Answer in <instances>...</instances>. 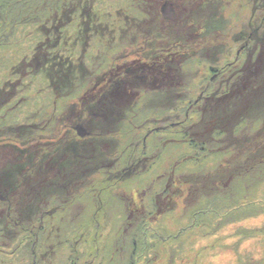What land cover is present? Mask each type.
I'll list each match as a JSON object with an SVG mask.
<instances>
[{
    "label": "flooded vegetation",
    "instance_id": "flooded-vegetation-1",
    "mask_svg": "<svg viewBox=\"0 0 264 264\" xmlns=\"http://www.w3.org/2000/svg\"><path fill=\"white\" fill-rule=\"evenodd\" d=\"M167 1H143L141 9L149 8L155 16L161 13L166 20L162 21L163 27H159L149 26L150 20L146 18L135 28L143 34L138 39L141 42L136 43L140 47L131 50L128 45L124 46L130 53L137 52L136 57L120 63L125 55L110 51L106 53L109 55L106 63L90 73H80L82 69L87 70L81 48H78L81 47L80 33L77 31L74 37L60 35L59 27H53L50 32L46 25L47 31L55 36L47 38L36 53L24 59L22 69L13 66V71L3 78L0 112L16 107L19 102L15 97L37 85V75L45 80V87L40 91H66L65 88L71 86L79 93L70 109L60 112L54 107L55 113L48 118L46 128L39 127L38 115L26 119L18 117L15 121L0 119V140L6 138L10 142L5 145L0 141L1 264H10L4 257L10 254L22 256L25 261L20 264H69L63 251L55 254L56 244L65 245L68 240L58 232L56 220L60 222V205L72 195L80 201L79 187L94 182L98 175L103 178L105 189H109L107 192L112 193L117 182L128 180L137 171L148 181L146 187L132 194L118 190L114 196H107L111 204L106 209V218L109 221L124 218L119 232L114 234L117 238L111 240L109 263L178 264V253L187 246V242L180 245L186 231L180 228L175 235L160 234L170 225L172 215L181 206L184 211L189 203L198 200L196 216L176 221L184 222L188 218L203 221L201 214L212 209L210 202L216 201L214 198L228 197L232 190L233 195L240 186L238 181L248 182L256 167L264 162L263 146L256 147L259 154L250 146L264 140V132L247 131L251 126L246 122L251 120L244 118L246 110L253 109L251 105L259 101V76L253 81L246 78L259 73L260 50L253 63L241 65L239 59L234 58L233 62H227L230 68L208 70L200 88H187L191 83L179 71L185 50L180 53L169 49L161 51L160 43L144 46V33L182 30L188 38L187 32L199 28L191 11L186 18L181 17L182 13L176 14L177 9H186V2H175L174 6ZM56 19L62 26L66 23L65 19L57 16ZM132 24L135 25V21ZM128 27L125 23L113 31L129 33ZM113 31L110 39L115 38ZM240 36L239 42L243 39L245 42L240 44L239 50L246 51L249 57L252 50L246 44L253 42V38L249 35L247 40V35ZM56 59L61 63L59 69L53 67L58 63ZM52 70L60 73L58 85L50 78ZM98 70L101 75H93ZM69 97L55 93L51 105H57L59 100L68 101ZM235 113L244 114H238L233 122ZM12 122L16 139L9 135L14 127ZM263 127L264 120L258 121V128ZM49 138L53 139L52 143L46 141ZM38 142H43V147L36 148ZM175 146L179 151L172 152ZM236 155L248 166L244 177H236ZM173 158L174 164L165 169L160 167L156 172L157 161L171 162ZM189 160L203 161L204 167L183 170ZM260 179L264 182V177ZM250 182L258 185L253 180ZM104 191L98 189L101 194ZM45 194H49L48 198H44ZM133 194L142 197L137 204L144 210L140 223L136 218L140 209L135 207ZM204 200L208 202L203 204ZM54 222L56 227L52 231ZM120 241L124 248L118 253L116 244Z\"/></svg>",
    "mask_w": 264,
    "mask_h": 264
},
{
    "label": "rangeland",
    "instance_id": "rangeland-1",
    "mask_svg": "<svg viewBox=\"0 0 264 264\" xmlns=\"http://www.w3.org/2000/svg\"><path fill=\"white\" fill-rule=\"evenodd\" d=\"M60 1L61 10L55 8V5L53 6V1L49 2L48 0H0V86L4 82L3 78L13 71V66H15L16 69H22L23 60L36 53L40 45L46 42L47 38L55 36L54 33H50L54 30L53 27H59L58 34L60 35H72V37H74L77 31L80 33L82 37H80L81 47L78 48H81V58L83 64L87 66V72L85 71V74L90 73L94 68H98L101 63H106L109 57L106 53L110 51L114 54L122 53L125 55V57L120 58V63L126 58V60H128L131 57L138 56L137 52L132 51V53H130L124 45H128V48L131 50H137L140 47L136 43L141 42L138 39L143 37V34L137 32L135 28L146 21L148 17L145 10L141 9L144 0ZM198 1L200 0H187L185 5L186 9H177L176 14L182 13L181 17L186 18L187 13L192 10L190 3L192 4L193 2V5H195L193 7L194 9L197 6L195 2ZM167 2L175 6L172 0ZM167 2L164 3L166 4ZM210 3V6L208 5L209 7H205V0L200 2L198 8H200L203 15L195 11L200 15L198 19L196 14H192L197 23L196 27H199L195 30H202L205 23L213 16L216 17L215 19L219 23L221 21H227L231 14L236 15L237 11L241 10L244 5L249 7L242 12L240 16L236 15L237 19L242 18L250 12L261 11L263 9L264 0H215ZM70 5H72V8ZM166 6L171 12V8L168 5ZM46 10L48 11L46 12ZM165 11L167 13V9ZM153 15L155 16V13ZM56 16L60 19H65L66 23L62 26V23L59 22V19H56ZM155 18L157 21H155L154 24L163 27L162 21H165L166 18L162 17L161 13L159 16H155ZM132 21H135V25L132 24ZM255 22L247 20V17H245L242 22L237 21V23H231L230 25L234 30L230 34L223 35L225 39L219 42L216 41V38H213L215 32L210 34L206 33L212 50L210 49L207 53L205 52L200 56L198 54L193 58H182L181 60L182 63L179 71L182 72L191 83L187 88H200L203 85V81L206 80L205 78L208 75V70L230 68L227 62H233L234 58L239 59L241 65L246 62L249 64L253 63L256 59L255 55L262 48L261 43L246 44V46L250 47L252 50L251 55L248 57L246 51L239 50L240 44L245 42L243 39L240 43L239 38L243 33H247L241 29L243 26L248 25L251 27L253 25H260V27H262L264 25L260 23V21ZM125 23L129 25L128 30H131V32L116 33L113 31V29H120ZM85 24H87V27ZM46 25H48V30L50 32L47 31ZM222 25H225V22H223ZM227 28H229L228 25L221 27L219 29L220 34ZM110 30L115 34V38L113 39H110ZM165 31L166 29L160 32L165 33ZM202 33L203 32H201V34ZM147 35L148 34L144 33V36ZM144 41L146 43L144 45L146 48L148 45L160 43L161 39L155 38L151 43L145 39ZM83 42H86V45ZM200 51L201 49H199V53ZM239 51L240 54L238 53ZM43 52L45 53V50H43ZM212 53L215 56L213 57L212 55L208 58L207 54L211 55ZM213 59H215V62ZM263 66L264 58L261 64L258 65V69L260 70L259 73L255 72V74L246 78V80H256L260 75L259 80L261 81V79H264V72L261 74V68ZM93 75L100 76L101 71L98 70ZM36 79L37 82L35 81V83L37 85L30 89L23 90L24 92H22L21 95H17L15 99L19 102L18 105L11 110L0 112V119H12L15 121L18 117H24V119H26V117H36L38 115L39 127L46 128V122L50 115L53 114L54 107L60 112L66 111L68 108L70 109L73 103L72 101L77 99L78 90H69L65 92H62V90L40 91L41 88L45 87V80L40 75H37ZM25 82L26 84L28 83L27 80H25ZM38 84H40L41 87H38ZM89 88L90 87H85L86 90ZM55 93H59L60 95L64 93V95L70 96L69 100H59L57 105L52 106L51 104L55 98ZM150 96L153 97L152 94ZM6 124L10 125V122H6ZM240 124L244 125L241 122ZM247 124L251 126L247 131L251 132V129L258 130L255 132L257 134L264 132V127L258 128L257 121L253 123L247 121L246 125ZM13 125L14 127L10 129L11 133L9 135L16 139V127L15 124ZM175 130H178V128ZM172 132L174 133L173 130ZM143 135L144 134L141 136ZM234 136L235 139L238 137L237 131L234 132ZM0 141L5 145L10 143L6 138ZM46 141L52 143L53 139L49 138L46 139ZM17 144L21 145L20 142H17ZM43 144V142H38L36 148L43 147ZM259 145L263 146L264 150V140L251 143L250 146H252L253 151H257L256 147ZM175 147L176 148H171L172 152L174 149L179 151L178 146ZM36 148L27 152V154L32 153ZM256 154H259L258 151ZM172 155L175 156L174 154ZM236 158L242 161V158L238 155H236ZM171 163H175L174 158L171 162L163 160L157 161L158 167L156 168V172L159 171L160 167L161 169H165V167L171 165ZM120 166L121 163H118V167ZM203 167V161L197 163L194 160H189L187 165L183 167V170H201ZM138 173L137 171L130 176L128 180L125 179L117 182V187L111 189L112 193H108L109 189H105L103 178L98 175L94 182L85 183L79 187V197L82 196L80 201L78 198L73 197V195L68 199L66 197L67 200L65 203L63 202L59 208L58 218L60 222L56 220V223L59 228L58 232L62 235H66L68 240L65 245L61 243L56 244L55 254L60 255L63 251L67 256L66 260L70 262L69 264H111L108 258L110 254L109 246L111 245V240L117 238V235L114 236V234L119 232L120 222H123L124 218L122 217L121 220L115 219L110 221L106 218L108 214V210L106 211V209L111 204L107 196H114V192L118 190L123 192L127 191L128 194H132L135 190L146 187L148 181L145 179L144 175ZM261 177H264V162L256 167L253 175L248 178L249 180L247 179L248 182L243 183L238 181L240 186L238 185V188H235L236 192L233 195L231 194L232 190L228 197H223L221 199L214 198L216 201L210 202L212 209L209 208L207 213L201 214L204 218L203 221H195L192 218H188L184 222L176 221L178 219L182 220L187 217L196 216L198 210L196 204L199 203L198 200L189 203V208H185L184 211L181 206L178 211L172 215L170 225L168 228L164 227L160 234L175 235L180 228L186 231L187 235L182 237L180 245L187 242V246L183 249H181L180 246L181 251L178 253V264H185L187 261L193 264H209V262L212 264H264V182L260 179ZM251 180L258 182V185L249 184ZM100 188L106 191L101 194L98 192ZM95 190L96 192L93 194L92 192ZM131 196L136 198L135 207L140 209L139 213L136 215L137 221L140 223L144 216V210L137 204L141 202L142 197H136V194ZM206 202L208 201H202L203 204H206ZM78 203H80V206H78ZM220 204H224V206L219 208ZM225 211L228 214L230 213L229 216L222 215L225 214ZM54 227H56L55 222L51 229L52 231ZM59 233H56V235H59ZM257 236H261L262 239L260 243V249L262 250L261 255L254 254L255 246L239 251L241 245H252V242ZM79 248H82V251H80ZM123 248L124 245L122 241L116 244L118 253L123 252ZM250 249L252 250L249 252ZM232 250L243 254L245 260L240 258L231 263H226L223 257L231 255ZM221 255H223V257ZM220 256L221 260H218ZM4 257L10 261V264H20V262L23 263L25 261L22 256L14 254L4 255Z\"/></svg>",
    "mask_w": 264,
    "mask_h": 264
},
{
    "label": "trees",
    "instance_id": "trees-1",
    "mask_svg": "<svg viewBox=\"0 0 264 264\" xmlns=\"http://www.w3.org/2000/svg\"><path fill=\"white\" fill-rule=\"evenodd\" d=\"M48 1L49 2L53 1V6L55 5L56 6L55 8H59L61 10L60 4H59L61 2L60 0H48ZM168 1H170V0H168ZM172 1L174 3L175 2H182V1L186 2V0H172ZM214 1L215 0H205V4H204L205 7L208 5L210 6V4H211L210 2H214ZM200 2H202V0L195 2V4L197 6L194 9H193V7L195 5H193V2H192V4L190 3V7L192 9L191 12H192V14H196L197 19H198V17H200V15H203V13L200 11V8H198L200 6L199 5ZM248 7L249 6L244 5L241 10L237 11L236 15L240 16V14H242V12L247 10ZM262 8L263 9L261 11L250 12L247 15L243 16L242 18H238V19H237L236 15L231 14V16L228 18L227 21H221L220 23L215 19L216 17L213 16L209 19V21H207L205 23V25L203 26L204 28L202 30H198V31L192 30L190 32H187L186 34H187L188 38H186L184 32H181L182 30H176V31L168 30V31H165V33L157 31V32L152 33L153 35H147V36H145V40L148 41L149 43H151L153 41V39L159 38V39H161V41H160L161 51H166L167 49H169L170 51H173L175 53L177 51L180 53L181 50H185L183 58H189V56L194 54V53H195V55H194V57H195L198 54L202 55L205 52L207 53V51L211 49L210 42H208L209 39L207 38L206 33L210 34V33L215 32V35L213 38H216V41L219 42L222 39H225L223 37V35L230 34L234 30V28L231 27V25H230L231 23H237V21L242 22V20H244L245 17H247V20H250V21L252 20L253 22L260 21V23L264 24V3H263ZM47 11L48 10H46V12ZM145 11L149 12V14H150V15H147L148 16L147 19L150 20V23L148 25L154 26L155 25L154 21L156 19L155 16L153 15L154 12H152L149 8H147ZM195 11H197V13L199 12L200 15L197 14ZM232 20H237V21H232ZM30 21H31V19H30ZM223 22H225V25H222ZM227 25L229 26V28L223 30L222 33L220 34L219 29L221 27H225ZM85 26H87V24H85ZM241 29H243L244 32H247V33H243L244 35H247V37H246L247 40L250 37L249 35L252 36L253 42H251L250 44H255V43H259V42L261 43L262 48L260 49V52L258 54L259 60L257 62V65L261 64V61L264 58V25L262 27H260V25H253L251 27L246 25V26H243ZM201 32H203V33L201 34ZM213 42H214V39H213ZM199 49H201L200 53H199ZM213 50H214V48H213ZM212 55H213V57L215 56L212 53L210 55V57ZM213 60L215 62V59H213ZM56 63L57 64H55L53 67H55L56 69L61 68L60 67L61 63L59 62L58 59H56ZM261 69H262V71H261V74H262L264 72V66ZM85 71H86L85 69H82V70H80V73L81 72L84 73ZM51 74H52V76H50V78L53 80V82L56 85H58V83H59L58 77L60 76V73L58 72V70L57 71L52 70ZM260 76H259V78H260ZM186 83H188V81ZM65 89H66V91L73 90V88H71V86L69 88L67 87ZM259 91H260L259 92V101H258V103L256 101L255 103H253L251 105V107H253V109H250L248 111L246 110L245 114L244 113H238L239 115L244 114V118L246 120L250 119L251 123H253L255 121L258 122V121L264 120V79H261V81H260ZM62 92H65V91H62ZM255 104H257V105H255ZM236 113L232 118L233 122H235L237 120L238 114H236ZM247 167H248L247 164L243 163L242 161H240L237 158L236 177H244ZM48 196H49V194H45L44 198H48ZM223 206H224V204H220L219 208H222ZM33 207H34V205H33ZM35 207H39V206L36 205ZM39 209H40V207H39ZM233 210H236V209H233ZM225 214L226 215H224V216H229L230 213L228 214L225 211ZM34 216L37 217L38 213H35Z\"/></svg>",
    "mask_w": 264,
    "mask_h": 264
},
{
    "label": "bare ground",
    "instance_id": "bare-ground-1",
    "mask_svg": "<svg viewBox=\"0 0 264 264\" xmlns=\"http://www.w3.org/2000/svg\"><path fill=\"white\" fill-rule=\"evenodd\" d=\"M262 242V239H261V236H257V238L254 239V241L251 243L252 245H246V246H242L240 247L239 251L241 250H244V249H247L249 247H252V246H255V253L256 255H261V249H260V243ZM254 249V248H253ZM252 249L249 250V252L251 251ZM223 257V255H221ZM221 256L218 260H221ZM232 256V257H231ZM244 255L241 254L240 252H235L234 250H232V253L231 255H226V257H223L225 258V262L226 263H231L232 261H235V260H238L240 258H243V260H245V258L243 257ZM231 258V259H230ZM257 259V258H255Z\"/></svg>",
    "mask_w": 264,
    "mask_h": 264
}]
</instances>
